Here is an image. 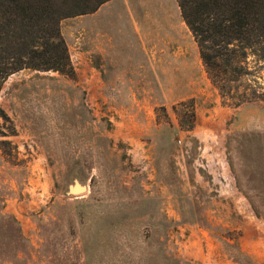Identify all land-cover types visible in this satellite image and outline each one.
Masks as SVG:
<instances>
[{
    "label": "rangeland",
    "instance_id": "374dc122",
    "mask_svg": "<svg viewBox=\"0 0 264 264\" xmlns=\"http://www.w3.org/2000/svg\"><path fill=\"white\" fill-rule=\"evenodd\" d=\"M59 28L74 75L26 68L0 91V264H264L258 46L223 94L177 0Z\"/></svg>",
    "mask_w": 264,
    "mask_h": 264
},
{
    "label": "trees",
    "instance_id": "16d2710c",
    "mask_svg": "<svg viewBox=\"0 0 264 264\" xmlns=\"http://www.w3.org/2000/svg\"><path fill=\"white\" fill-rule=\"evenodd\" d=\"M109 0H0V91L9 75L22 70L74 75L62 18L93 13ZM211 80L223 90L248 74V50L258 46L264 60V0H177ZM230 94L229 91L226 95ZM258 97L243 94L252 101ZM11 120L0 105V135ZM5 142V141H4ZM7 142V141H6Z\"/></svg>",
    "mask_w": 264,
    "mask_h": 264
},
{
    "label": "water",
    "instance_id": "95a60500",
    "mask_svg": "<svg viewBox=\"0 0 264 264\" xmlns=\"http://www.w3.org/2000/svg\"><path fill=\"white\" fill-rule=\"evenodd\" d=\"M85 187L81 186L79 184H75L74 186L70 187V191L72 193H82L84 191Z\"/></svg>",
    "mask_w": 264,
    "mask_h": 264
}]
</instances>
